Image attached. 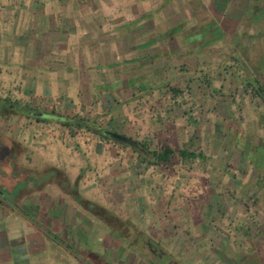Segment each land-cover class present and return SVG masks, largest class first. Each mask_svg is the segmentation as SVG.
<instances>
[{
  "label": "rangeland",
  "instance_id": "1",
  "mask_svg": "<svg viewBox=\"0 0 264 264\" xmlns=\"http://www.w3.org/2000/svg\"><path fill=\"white\" fill-rule=\"evenodd\" d=\"M249 1L40 0L34 21L29 28L16 27L20 32L14 41L2 33L13 27H0V97L54 116L95 117L102 129L153 150L162 143L149 129L142 134L134 122L136 117L163 120L166 114L160 111L168 107L157 99L178 103L169 107V120L182 126L190 122L189 149L205 159L180 165L175 156L152 169L139 166L140 156L129 147L84 130L70 136L56 127L60 151L70 147L79 163L88 164L87 179L96 185V213L88 219L105 228V242L112 244L102 258L120 254L127 264L135 259L189 264L204 251L201 245L217 258L212 252L221 234L228 240L227 253L247 247L248 264L263 261L264 104L226 70L249 73L264 55V38L256 36L259 26L245 16ZM210 24L224 36L203 46L213 36ZM23 29L30 31L21 34ZM131 94L135 100L127 101ZM24 120L0 117V136L22 128ZM97 143L103 155L92 162ZM102 157L109 161L104 174L96 166ZM112 159L119 162L109 169ZM0 161H6L4 154ZM126 163L129 176L122 175ZM114 174L118 184L104 186L102 179ZM151 176L158 180L155 185L140 184ZM167 176L181 180L172 192L161 182ZM248 178L259 182L247 184ZM206 237L214 248L202 244ZM104 246L95 234L84 248L93 252Z\"/></svg>",
  "mask_w": 264,
  "mask_h": 264
},
{
  "label": "crops",
  "instance_id": "2",
  "mask_svg": "<svg viewBox=\"0 0 264 264\" xmlns=\"http://www.w3.org/2000/svg\"><path fill=\"white\" fill-rule=\"evenodd\" d=\"M39 5H41L40 0H0V27H13L11 31L3 29L2 33H9L14 41V35L20 32L16 27L26 26L29 28L34 21L32 13ZM29 31L30 29H23L21 34L29 33ZM69 33L75 34V31ZM126 100H135L134 94H131L130 98ZM157 101L168 107V109L160 111L161 114L164 112L166 117L163 120L151 118V121L136 117L134 122L136 128L142 134L145 129H149L151 136H156L157 141L162 143L160 148L168 146L174 151V156L169 162L175 156L179 158L180 165H184L187 161H193H183L178 156L180 150L190 151L188 144L190 136L186 130L190 122L185 120V126H182L169 120V115L172 112L169 107L178 105L175 100L166 98L157 99ZM117 105L119 106L118 103ZM29 107L31 108L30 105ZM80 114L75 113V115L82 116ZM182 114L186 116L187 113L183 110ZM61 117L63 116H54L43 112H39L38 116H29L28 118L12 116L8 120L25 119L23 127L14 128L10 133L0 136V153L4 154L6 158V161H0V264H90L88 259L93 264H127V260L120 254L116 258H102L105 250H110L112 244L105 242V228H96L94 222L88 219L89 215L95 216L93 213H96L93 208L96 185L89 178L87 179L86 167L88 164H85L84 167L83 163H79L75 156L71 155L70 147H63L64 150L60 151L62 148L58 146L55 129L57 126L63 128L59 123ZM111 123L113 125L115 121L112 120ZM118 134L134 142V145L123 142L122 146L131 148L133 152L134 149H137L136 143L139 141ZM140 143L143 142L140 141ZM101 146L99 143L95 145L90 161L94 162L97 158L95 155H103ZM160 148L149 150L158 151ZM62 154L67 155L63 156ZM87 158L89 159V157ZM140 159L142 163L139 166L144 169H152L158 165L169 163L151 165L142 158ZM204 159L205 157L200 160ZM123 161L127 160L123 159ZM108 162L105 157L97 162L96 166L103 174L107 170ZM116 162L119 161L112 159L109 169L115 167ZM129 165L130 163H126V167L123 168V172H125V174L122 173L123 176L129 171ZM115 175L113 178L102 179V184L104 186L118 184V177ZM177 180L175 177L167 176L161 182L164 181L170 185L172 192L175 184L181 182L180 179L177 178ZM156 182L158 180L151 176L144 180L141 179L140 184L155 185ZM258 182V179L254 178L246 180V183L250 185ZM99 208V212H104V207ZM101 230L102 232H100ZM95 234H98V240L105 244L104 248L93 249V252L100 256L97 260L94 259L95 255L90 252V249L84 248L88 239ZM206 239L207 237L201 238L200 241L202 244L207 243L212 246L211 248H214L212 239ZM215 239L218 242H215L216 247L212 253L217 255V258L209 257L211 249H205L201 245L200 247L204 251L200 257L189 261V264H248L249 253L247 252L249 249L247 247L232 250L229 254L226 248L227 237L220 234L215 236ZM183 247L185 245H182ZM121 248L123 249L119 246V250ZM220 253L226 254L227 257L221 259ZM134 261V264L142 262L141 259ZM259 264H264V259Z\"/></svg>",
  "mask_w": 264,
  "mask_h": 264
},
{
  "label": "trees",
  "instance_id": "3",
  "mask_svg": "<svg viewBox=\"0 0 264 264\" xmlns=\"http://www.w3.org/2000/svg\"><path fill=\"white\" fill-rule=\"evenodd\" d=\"M245 14L249 23L255 26H259V31L256 35L257 39L264 38V0H250L245 10ZM214 26V24H210L209 26H207L208 29L212 28L213 36L205 41L203 43V46H207L208 44H210L213 38H215V40H219L222 36H224V33L220 32V29ZM190 41L192 40L190 39ZM233 60H235L234 57ZM263 61L264 55L259 58L257 65L253 67L251 72H245L242 75H239L234 71H230V66L227 67L226 70L229 71L232 76H234L235 79L243 85V90L245 93L251 92L252 95L256 96L264 104ZM38 114V111L30 108L27 104H22L19 100L11 99L9 97H0V117L3 119H8L12 116L28 118L29 116H38ZM96 120L97 119L95 117H82L75 115L72 117H61L59 123L68 131L70 136H73L76 130H84L96 136H99L104 140H111L117 144L124 145L122 141H119L118 139H115L111 136V133H118L102 129L96 124ZM136 144L137 149H134V152L137 153V155H139L140 158H142L145 162L151 165L167 163L174 156V151L168 146H163L158 151H150L147 145L140 142H137ZM178 156L183 161L194 160L196 158H204L202 154H196L188 150H180L178 152Z\"/></svg>",
  "mask_w": 264,
  "mask_h": 264
},
{
  "label": "water",
  "instance_id": "4",
  "mask_svg": "<svg viewBox=\"0 0 264 264\" xmlns=\"http://www.w3.org/2000/svg\"><path fill=\"white\" fill-rule=\"evenodd\" d=\"M111 136L113 138H115V139H118L119 141H122V142H125V143H129L130 145H134V142H132V141H130V140L118 135V134H112L111 133Z\"/></svg>",
  "mask_w": 264,
  "mask_h": 264
},
{
  "label": "flooded vegetation",
  "instance_id": "5",
  "mask_svg": "<svg viewBox=\"0 0 264 264\" xmlns=\"http://www.w3.org/2000/svg\"><path fill=\"white\" fill-rule=\"evenodd\" d=\"M147 246H148V248H149V250H150V252L152 254H154V255H157L158 254V249L157 248L152 247V245L150 243H147Z\"/></svg>",
  "mask_w": 264,
  "mask_h": 264
}]
</instances>
